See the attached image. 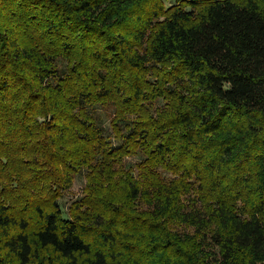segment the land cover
Segmentation results:
<instances>
[{"label":"trees","instance_id":"16d2710c","mask_svg":"<svg viewBox=\"0 0 264 264\" xmlns=\"http://www.w3.org/2000/svg\"><path fill=\"white\" fill-rule=\"evenodd\" d=\"M0 264H264V0H0Z\"/></svg>","mask_w":264,"mask_h":264},{"label":"rangeland","instance_id":"374dc122","mask_svg":"<svg viewBox=\"0 0 264 264\" xmlns=\"http://www.w3.org/2000/svg\"><path fill=\"white\" fill-rule=\"evenodd\" d=\"M165 4L169 6L172 3V0H164ZM105 127L109 129L108 124H105ZM132 162H136V159H133ZM86 186L85 173H81L75 178L72 188L64 193L62 199L59 201L60 207L64 212V216L69 219V210L71 206L80 201L84 196V189Z\"/></svg>","mask_w":264,"mask_h":264}]
</instances>
